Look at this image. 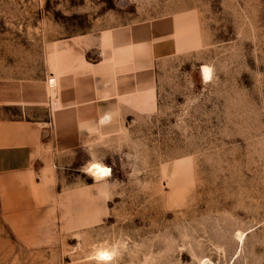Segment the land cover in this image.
<instances>
[{"label": "rangeland", "instance_id": "rangeland-1", "mask_svg": "<svg viewBox=\"0 0 264 264\" xmlns=\"http://www.w3.org/2000/svg\"><path fill=\"white\" fill-rule=\"evenodd\" d=\"M158 35L132 117L0 177V264H264V0H0V129L48 118L84 56ZM23 86L50 101L8 103Z\"/></svg>", "mask_w": 264, "mask_h": 264}, {"label": "crops", "instance_id": "crops-1", "mask_svg": "<svg viewBox=\"0 0 264 264\" xmlns=\"http://www.w3.org/2000/svg\"><path fill=\"white\" fill-rule=\"evenodd\" d=\"M162 37L117 44L108 57L101 49L95 59L84 56L75 72L58 79L51 115L31 122L5 123L0 129V177L41 172L46 151L68 152L87 148L82 141L102 134L112 123L123 125L138 110L131 105L154 93V65L160 57ZM8 103L41 107L48 91L21 87ZM35 96V97H32Z\"/></svg>", "mask_w": 264, "mask_h": 264}, {"label": "bare ground", "instance_id": "bare-ground-1", "mask_svg": "<svg viewBox=\"0 0 264 264\" xmlns=\"http://www.w3.org/2000/svg\"><path fill=\"white\" fill-rule=\"evenodd\" d=\"M207 70V71H206ZM202 74L204 75V77L205 78H208L209 77V75H210V70H209V68L208 67H203L202 68ZM98 169H105L106 171H107V169L104 167V166H102V165H100L99 163H97V162H92V164H91V168H90V170L92 171V173L93 174H95V175H97V176H105V175H102V174H100V172L98 171ZM108 172V171H107ZM107 175V174H106ZM239 237V236H238ZM111 255V252H109L108 250H106L105 248H103V247H101V248H98L97 250H96V255H97V257L99 258V259H101V260H105V256L107 255ZM110 255H109V257H110ZM97 258V259H98ZM98 259V260H99Z\"/></svg>", "mask_w": 264, "mask_h": 264}, {"label": "clouds", "instance_id": "clouds-1", "mask_svg": "<svg viewBox=\"0 0 264 264\" xmlns=\"http://www.w3.org/2000/svg\"><path fill=\"white\" fill-rule=\"evenodd\" d=\"M207 71V70H206ZM98 171L100 172V174H102V175H106L107 174V171L105 170V169H98ZM105 257H107V256H105ZM105 259H107V258H105Z\"/></svg>", "mask_w": 264, "mask_h": 264}, {"label": "built area", "instance_id": "built-area-1", "mask_svg": "<svg viewBox=\"0 0 264 264\" xmlns=\"http://www.w3.org/2000/svg\"><path fill=\"white\" fill-rule=\"evenodd\" d=\"M53 106H55V102L53 101Z\"/></svg>", "mask_w": 264, "mask_h": 264}, {"label": "water", "instance_id": "water-1", "mask_svg": "<svg viewBox=\"0 0 264 264\" xmlns=\"http://www.w3.org/2000/svg\"><path fill=\"white\" fill-rule=\"evenodd\" d=\"M51 83H53V81H50Z\"/></svg>", "mask_w": 264, "mask_h": 264}, {"label": "snow or ice", "instance_id": "snow-or-ice-1", "mask_svg": "<svg viewBox=\"0 0 264 264\" xmlns=\"http://www.w3.org/2000/svg\"><path fill=\"white\" fill-rule=\"evenodd\" d=\"M105 258H107V257H105Z\"/></svg>", "mask_w": 264, "mask_h": 264}]
</instances>
